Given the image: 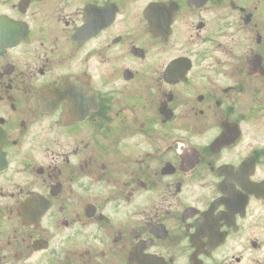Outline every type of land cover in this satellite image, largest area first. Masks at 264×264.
<instances>
[{
  "label": "flooded vegetation",
  "instance_id": "1",
  "mask_svg": "<svg viewBox=\"0 0 264 264\" xmlns=\"http://www.w3.org/2000/svg\"><path fill=\"white\" fill-rule=\"evenodd\" d=\"M0 264H264V0H0Z\"/></svg>",
  "mask_w": 264,
  "mask_h": 264
}]
</instances>
